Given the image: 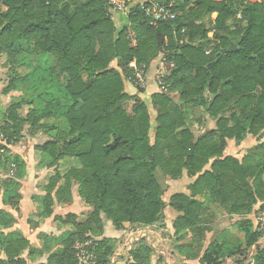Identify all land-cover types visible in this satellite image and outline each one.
I'll return each mask as SVG.
<instances>
[{
  "label": "trees",
  "instance_id": "1",
  "mask_svg": "<svg viewBox=\"0 0 264 264\" xmlns=\"http://www.w3.org/2000/svg\"><path fill=\"white\" fill-rule=\"evenodd\" d=\"M81 1L79 8L80 0H0V68L15 73L3 94L37 95L0 108V132L9 145L0 168L6 173L15 167L14 177L0 179V201L18 212L26 163L10 146L22 141L28 127L31 137L50 136L35 147L39 167L53 170L40 217H52L56 203H72L75 187L91 208L55 216L71 229L58 237L41 234L39 246L10 231L16 218L0 209V264H28V257L46 253L45 264H77L76 246L87 242L94 264H111L116 240L103 237V217L118 231L126 225L148 227L163 221L168 207L178 214L175 235L191 233L185 244L190 260L225 264L255 249L250 264H264V246H259L264 232L256 220L264 212V142L255 149L263 150L261 156L226 155L229 141L241 145L264 132V0H156L172 5L176 19L151 26L140 5H133L121 30L108 0ZM66 2L76 8L70 15ZM232 45L236 50L227 53ZM160 56L170 73L160 80L163 91L152 96L157 113L152 142V117L140 96L145 92H126L125 79L133 77L131 63L147 72ZM36 59H54L56 66L45 72ZM200 106L216 126L197 135L193 126L202 118ZM66 160L78 166L63 174L59 165ZM158 170L174 181L187 174L195 182L166 204ZM212 205L238 217L236 227L244 237L236 244L216 240L199 258L192 245L204 237L202 210ZM143 242L130 252L132 264H151L152 248Z\"/></svg>",
  "mask_w": 264,
  "mask_h": 264
},
{
  "label": "rangeland",
  "instance_id": "2",
  "mask_svg": "<svg viewBox=\"0 0 264 264\" xmlns=\"http://www.w3.org/2000/svg\"><path fill=\"white\" fill-rule=\"evenodd\" d=\"M83 2L80 0L79 8H81ZM64 9L70 15L75 11V6L71 5V3L66 2L64 5ZM111 17L113 18V10H109ZM212 20L216 19V16L210 17ZM214 35V31L210 28L209 37L212 38ZM187 40V39H186ZM212 49H207V54H210ZM45 59H36L35 63L42 70H47L56 66V62L54 59H49V61L45 62ZM157 68L154 67V83L157 85L155 88H159L160 91H163L161 81L165 76H168L170 73V68L168 67V63L164 62L163 56L158 57ZM264 60V59H263ZM4 61V59L2 60ZM113 67H116V63L112 64ZM173 69V65H171ZM9 68H0V100L1 106L0 108H8L14 102H28L30 100H35L36 94L31 91H22L21 93H11V96L4 95L3 90L8 86L10 79L14 76L15 73L8 74ZM48 72V71H45ZM22 73V70H21ZM148 75V71L146 72V76ZM161 78V79H160ZM148 84V82H147ZM125 89L126 92L130 94H138L139 88L134 87L128 80L125 79ZM131 89L133 90L131 92ZM149 85H147V89L144 90V94H141V98L149 97L146 100V104H148L149 112L153 121V129L151 132L152 142H154V128L156 126L155 120L157 118V113L153 109V98L148 94ZM134 92V93H133ZM147 92V93H146ZM143 95V96H142ZM4 99V101L2 100ZM145 101V100H144ZM41 105V104H40ZM29 110V106H25L22 110V115L26 116ZM198 112L202 114V118L199 122H194V131L197 135L204 134L209 130H212L216 126L215 120L211 119L206 112V107L200 106ZM238 111V110H237ZM241 111V110H239ZM0 135L4 134L0 132ZM50 140V136L45 132H39L36 136L31 137L29 135L28 127H26L23 131V138L21 141V148L23 150L21 153L24 155L27 153H31L35 150L36 146L43 145L45 142ZM264 142V132L259 137L249 136L241 145H237L235 141H229L228 150L226 151V155H232L237 157L239 160H242L244 156H246L249 152H258L257 154L261 156L263 154V150L255 151L256 146ZM38 144V145H37ZM24 146H29L27 149ZM1 162V161H0ZM75 164L72 161H64L59 165V170L61 173H66L67 169L70 167H74ZM78 166V165H77ZM14 170V169H13ZM0 168V172H1ZM12 173V170L6 172L7 175ZM6 175V176H7ZM4 175V172L0 173V179ZM11 176V175H10ZM157 176L160 184L165 189L166 194L164 195V202L166 204L169 203L171 196L178 193H188V185L193 182L187 175L178 181L171 180L169 177L164 176L161 171H157ZM49 177V176H48ZM76 187L74 192L76 191ZM259 207H256L258 209ZM76 213L78 211L75 210ZM84 213V212H83ZM176 212L171 208H168L165 212V217L163 221L153 225L148 226L142 234H136L130 240L123 239H114L116 240L115 244V254L111 257V264H132L133 259L130 255L135 244L140 241H144L146 245L152 248L151 254V264H200V259L190 260L189 256L191 252L185 248V244L191 240V233L188 232L187 235H183L180 238L175 235V231L173 229V224L176 220ZM238 217H230L225 213L223 209L219 206H211L210 209L202 210V219L201 223L204 225L206 229V233L200 243L193 244L192 250L196 252L197 256L202 257L206 249L210 246L211 243L218 240L224 243H232L236 244L238 241L243 239V234L237 229L236 224L238 222ZM151 227V228H150ZM131 228V227H130ZM134 228L128 229V231L132 232ZM144 238V240H142ZM123 242V243H122ZM89 243V250L91 246V242ZM259 246H264V238L259 242ZM91 252V251H90ZM92 253V252H91ZM119 255L117 256V254ZM93 254V253H92ZM255 254V249H251L247 254L242 258L228 259L225 264H250L252 262V258ZM95 258L93 255L92 263L94 264ZM115 261V263H114Z\"/></svg>",
  "mask_w": 264,
  "mask_h": 264
},
{
  "label": "crops",
  "instance_id": "3",
  "mask_svg": "<svg viewBox=\"0 0 264 264\" xmlns=\"http://www.w3.org/2000/svg\"><path fill=\"white\" fill-rule=\"evenodd\" d=\"M127 2H128L127 12H115L114 11L115 13H113V20L115 21L116 27L119 30H121L125 25L128 24L127 16H128L131 6L133 5L138 6L141 4L153 3L157 1L156 0H127ZM213 16L217 17V14H213L212 17ZM160 61L161 60H159L158 62V58L153 61V63L150 66V69L148 70V75L146 76L147 82L149 85V90L147 91L148 94L150 92L149 96H153L155 93L160 92L159 88H155L157 85L154 83L155 74L153 73L154 67L157 68V64L158 63L160 64ZM132 91L133 90L131 89V92ZM9 96H11V94ZM147 99H149V97L143 98V100H145V103ZM2 100L4 101V99ZM24 147L27 149V147L29 146H24ZM10 149L13 155L20 156L26 163V176L21 181V187L19 189V193L21 194V200L19 202L18 212H16L12 206L6 205L2 201H0V209L10 212L16 218V224L10 231H16V232L21 233L32 244L39 246L41 243V240H40L41 234H47V235L58 237L62 235L64 232H66L67 230L71 229L67 225H62L59 222H55L54 220L55 216H66L67 214H70V213L81 215L83 212H88L91 210V208H88L81 201V199L78 196L77 189L74 192V189H75L74 188L72 203H56L55 206L53 207L54 214L52 217L47 218V219L40 217L39 213L42 210V198L46 196L45 185L48 183V179L53 175V170L39 167V164L41 162V154L39 151L33 150L31 153H27L25 155L21 153V151L23 150V148H21V142L15 146H10ZM66 161H72V160H66ZM72 163H74L75 166L78 165L74 161H72ZM69 169L70 167L67 169V171ZM4 175L5 176H2V178L4 177L12 178L14 177V172L12 170V173H10L9 175H7L6 173H4ZM191 180L193 182H191L188 186H190L192 183L195 182V179H191ZM75 210L78 211V213H76ZM177 216L178 214H176V217ZM30 220H33L34 223L32 224L29 223ZM103 223H104L103 237L107 239H111V240L125 238L128 241L132 239L133 237H135L136 234H140V233L142 234L147 228H149V227L129 226V225L127 226L126 225V227L123 230L118 231L114 228L112 222L106 219L105 217H103ZM132 228H134L133 231L129 232L128 229H132ZM118 255L119 253L117 254V256ZM24 256L27 257V252L24 253ZM49 256L50 254L46 253L42 257H36V258L28 257L27 258L28 264H45L48 261Z\"/></svg>",
  "mask_w": 264,
  "mask_h": 264
},
{
  "label": "built area",
  "instance_id": "4",
  "mask_svg": "<svg viewBox=\"0 0 264 264\" xmlns=\"http://www.w3.org/2000/svg\"><path fill=\"white\" fill-rule=\"evenodd\" d=\"M216 2L232 1L235 4H254L260 2V0H214ZM109 10L115 12H127L128 2L127 0H108ZM145 16L149 20L151 26H157L162 22H171L176 19V13L172 10V5L167 6L158 2L146 3L140 5ZM240 18V13L238 14ZM130 68L134 70L133 77L129 79V82L136 88L146 90L147 89V78L146 72L143 68L137 67L136 63L130 64ZM9 145L7 139L0 135V157H2ZM15 167L13 166V169ZM256 220L259 226V230L264 232V212L259 213L256 216ZM77 250V264H93V254L89 250V243H81L76 246Z\"/></svg>",
  "mask_w": 264,
  "mask_h": 264
},
{
  "label": "water",
  "instance_id": "5",
  "mask_svg": "<svg viewBox=\"0 0 264 264\" xmlns=\"http://www.w3.org/2000/svg\"><path fill=\"white\" fill-rule=\"evenodd\" d=\"M236 48H237L236 45H232V46L228 49L227 53H232V52H234V51L236 50Z\"/></svg>",
  "mask_w": 264,
  "mask_h": 264
}]
</instances>
